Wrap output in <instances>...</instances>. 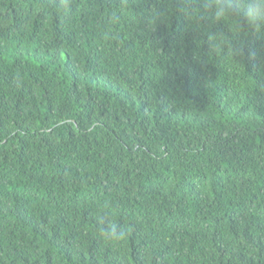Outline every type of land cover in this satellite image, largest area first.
<instances>
[{
	"label": "trees",
	"instance_id": "16d2710c",
	"mask_svg": "<svg viewBox=\"0 0 264 264\" xmlns=\"http://www.w3.org/2000/svg\"><path fill=\"white\" fill-rule=\"evenodd\" d=\"M246 2L0 0V264H264Z\"/></svg>",
	"mask_w": 264,
	"mask_h": 264
},
{
	"label": "clouds",
	"instance_id": "9594fccd",
	"mask_svg": "<svg viewBox=\"0 0 264 264\" xmlns=\"http://www.w3.org/2000/svg\"><path fill=\"white\" fill-rule=\"evenodd\" d=\"M226 11V9L222 8L220 15H225ZM244 18L250 30L259 32L264 29V0H247Z\"/></svg>",
	"mask_w": 264,
	"mask_h": 264
}]
</instances>
